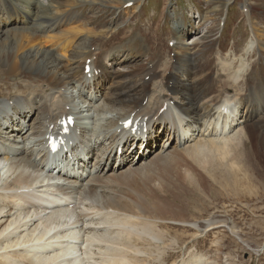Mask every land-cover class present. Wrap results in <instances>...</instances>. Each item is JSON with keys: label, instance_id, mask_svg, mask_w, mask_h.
<instances>
[{"label": "bare ground", "instance_id": "obj_1", "mask_svg": "<svg viewBox=\"0 0 264 264\" xmlns=\"http://www.w3.org/2000/svg\"><path fill=\"white\" fill-rule=\"evenodd\" d=\"M11 1L12 8L9 0H4L9 13L4 24L0 23V40L4 37L7 44L17 43V46L13 47L15 53L18 49V53L9 57L4 69L2 63L6 56L0 53V68L6 73L5 76L1 75L0 82L10 84L15 80L10 76L14 75L19 76L20 80L26 79L23 81L25 91L14 83L16 91H8L6 101H0V117L14 113L13 116L9 115L10 120L4 125L6 128L3 134H0V148L13 154L0 158V264H176V261L172 260L176 253L169 250L181 247L180 242L185 243L182 238L184 233L176 231L173 234L170 231L171 225L164 222H190L183 216L185 208L188 207L187 200H182L183 195L211 189V182L208 180L216 183L226 174L233 185L237 186L243 179L247 180V169L252 172L253 163L257 164L250 160L248 146L255 136L257 126L261 125L260 120L264 119V110L258 111L259 113L255 110L257 108L251 98V90L255 86L252 82L249 84L246 79L249 70L254 72V68L251 69L248 59L241 58V64L236 71L220 63L213 73L208 72L205 76L204 71L198 70L199 68L187 67L175 59L170 62L169 69L161 74L151 62L146 74L151 81L142 83L141 91L138 84L130 80L120 89L113 90L112 94L108 88L109 99L106 98L108 95L106 99H101L90 94L99 84L92 90L88 87L95 85V80L106 82L108 78L113 79L117 73L112 74L114 72L108 70L110 60L99 58L97 52L100 50L81 39L89 33L86 24L81 25L79 32H74L69 27V24L79 22L80 14L76 9L82 5V0H66L62 4L63 10H57V6L61 5L53 2L54 0L48 5L45 0ZM122 1L109 2L118 5L133 2L138 7L143 3L142 0ZM18 2L26 4V9L32 5V15L50 24L47 29H36L39 32L52 30L49 39L54 38L56 42H53L47 56L41 54V38L32 27L1 30V26L8 25V21H15V17L23 16L28 19L29 14ZM16 4L24 11L17 13ZM13 12H16L17 16ZM145 35L147 38L151 37L149 34ZM254 35L259 43L258 48L264 51L263 30L256 28ZM115 50L117 49L103 51V54L107 55ZM187 51L188 60L195 61L196 51L189 48ZM150 59L154 61V56ZM37 60L41 62L43 69L35 68L34 63ZM88 61H91L93 82L84 73ZM122 61L118 64L124 68ZM103 70L112 73L105 76ZM98 71L100 74L97 77L95 73ZM214 73L222 77L217 89L213 90L219 96L209 97L208 94L204 95L202 87L204 84L216 82ZM125 77H120V81L125 80ZM182 77L192 82L183 84L180 81ZM76 80H80L82 85L76 91L79 100L75 101L73 90L77 88ZM248 86L249 92H245ZM86 88L90 91H86ZM98 89L101 91V86ZM141 99H148V104L144 106ZM10 102H13L12 106ZM137 102H141V105ZM165 107L166 111L161 114ZM173 110L179 111L178 119L172 117ZM79 114H87L89 117L88 125L78 123L77 128L82 129L84 126L82 137L90 148L98 146L97 152H101L99 148H105L106 143L111 142L112 148L105 153L106 160L103 162L97 156L98 163H91L89 170L88 167L85 168V164L77 165L74 177H57L53 172L45 173L44 167L54 162V158L47 161L42 148L45 133L52 127L55 129L58 120L63 116L74 115L79 119ZM258 115L261 117L258 118ZM132 116L134 122L139 119L140 122L146 121L150 131L159 126L164 127L165 142L160 151L157 149L153 153L154 156L149 157L145 163L135 164L132 160L126 168L127 163L111 167L109 163L114 146L126 142L127 138L131 137L121 131L119 123ZM175 122L180 123L178 129ZM170 123L172 130L169 131ZM127 144L124 148L126 153L130 148V143ZM174 144L182 148L178 149ZM171 148L175 149L174 152ZM26 152H29V155L25 156ZM237 152L242 154L241 158L237 157ZM184 155L190 156L200 166L201 171L214 177H207L205 174V177L203 174L195 176L189 170H184V174L176 179L164 177L161 173V163L167 159L182 158ZM73 167L71 165L62 171L73 173ZM221 167H229L235 173L223 172ZM93 169L98 171L92 175L90 172ZM135 174L139 176L136 191L130 196L121 195L114 182ZM78 175L80 178L76 177ZM226 185L229 186V183ZM172 189L174 190L171 193ZM176 195L182 196L181 200H178ZM75 200L78 202L75 208L77 211L69 207ZM31 201L40 206L34 204L33 208L29 209L27 202ZM178 202L183 203L185 208L180 207ZM41 203H58L60 206L55 211L43 210ZM83 216L87 219L78 224L88 229L86 234L93 231L97 234L89 237L95 242L94 247L87 248L86 244L82 245V248H87L84 254L74 244L66 242L78 233H71V230L66 229L76 225V218ZM55 218L59 221H54ZM34 220L40 222L36 224ZM52 222L55 224L49 228L48 225ZM217 223L210 222L209 231L219 228ZM189 237L193 240L196 234L191 233ZM218 241L219 237H216L212 244L217 245L219 250ZM182 253L180 250L178 256ZM205 257L196 252L191 254V259L188 257L190 260H183L182 264H208L209 259ZM171 260L173 262L170 263ZM210 264L217 263L214 260Z\"/></svg>", "mask_w": 264, "mask_h": 264}, {"label": "rangeland", "instance_id": "obj_2", "mask_svg": "<svg viewBox=\"0 0 264 264\" xmlns=\"http://www.w3.org/2000/svg\"><path fill=\"white\" fill-rule=\"evenodd\" d=\"M65 1L54 0L53 2L61 5L57 6V10H63L61 8H63L62 4ZM84 1L82 0V5L76 9L78 14H80L79 22L69 24V27L74 32H79L81 25L86 24L89 33H86L81 39L86 40L87 44L89 43L100 50L97 54L101 60H110L108 70L114 73L103 70L105 76L117 73L113 79L108 78L106 80L108 82L107 85L104 84L101 93L98 94L99 97L101 96L100 98L104 99L108 95L106 98L109 99L108 88L112 94L113 90L120 89L126 81L129 82L130 80L134 84L137 83L141 91L142 83L151 81L150 77L146 75L150 69L151 62L157 66V70L161 74L166 72L169 69L170 62L176 59L180 64H185L187 67L199 68L198 70L204 71L206 76L208 72L215 71L220 63L236 71L241 64V58H245L248 59L251 69L254 68V72L249 70L246 75L249 84L252 82L255 86L251 90L252 103L257 108L255 109L257 113L264 110V91H262V87L264 89V51L258 47L254 49L253 44H250L252 43L251 40L254 39V34L252 28L249 25H245L247 24L246 19L252 17L254 18L252 20L254 28L264 32V0H142V6L139 7L136 4L129 7L127 6L128 3L111 4L110 0ZM122 2L125 1L123 0ZM9 3L12 8V1L9 0ZM0 4H3L6 8L4 0H0ZM45 4H52V0H45ZM21 5L24 8L27 7L26 4ZM15 8L17 13L24 11L20 5L16 4ZM31 8L32 5L26 10L29 14L27 20L34 22L31 27L41 38V54L47 56L50 53L53 42H56V40L54 38L49 39L52 31L50 29L46 32L37 31L44 30L50 24H46L40 18L34 17L32 15L34 8L32 10ZM246 10H248L247 14H243L242 12ZM16 12H13L15 16H17ZM2 13H5V9L0 7V15ZM15 18L17 20V17ZM225 23L226 27L223 26ZM181 27L183 29H180ZM145 34H149L151 37L147 38ZM3 36L5 35L3 34ZM9 43L4 42V37L0 40V53L6 56L2 63V69L8 64L9 57L15 53V47L13 46H17V43ZM257 44L259 43L257 42ZM262 47L264 48V44H262ZM188 48L196 51L195 61L188 60ZM111 49H117L113 52L118 53L103 54V51L108 52ZM118 49L124 51H118ZM55 50H57V47H55ZM16 53H18V49ZM152 56H154V61L150 59ZM121 60H123L121 65L124 68L118 64ZM34 65L38 70L43 69L41 62L38 60ZM5 74L0 68V78L1 75L5 76ZM223 74L226 75L225 73ZM122 76H126L125 80L120 81ZM10 77H13L16 81L14 80L15 82L12 81L10 84L0 82V101L7 98L5 96L9 94L8 91L14 89V83L25 91V83L23 81L26 78L20 80V77L16 75ZM213 78L217 79L216 82H211L209 85L204 84L202 91H204L206 96L208 94L209 97H218L219 94L213 90L217 89L219 80L222 77L214 73ZM30 81L33 83L31 79ZM180 81L183 84L192 82L183 77L180 78ZM76 82L79 84L80 80H76ZM33 85L35 84L33 83ZM150 85H152V82ZM245 86H243V89ZM249 89L250 86L246 88L245 92H249ZM86 91H88V88H86ZM222 92L225 93L224 91ZM77 100L79 99L77 98ZM142 102L144 106L148 104L146 99ZM137 104L141 105V102H137ZM257 117L261 116L258 115ZM260 123L261 125L257 126L255 136L251 139L248 146L250 160L257 162V164L253 163L252 172L247 169L249 174L247 180L243 179L241 184L237 186L233 185L227 174L221 176L218 179L219 182L217 181L216 183L208 180L211 182V189L207 188L195 194L186 193L183 195L182 200H187V209L182 206L183 203L178 202L181 204L180 207L185 208L183 216L185 220L190 221L189 223L164 222L171 225L172 229L170 231L173 234L176 231L184 233L182 238L185 243L180 242L179 245L181 247L172 251L169 250V252L176 253L172 258V260L176 261V264H182V261L189 256L191 259V254L196 252L206 256L209 259L208 264L214 260L217 264H264V119H261ZM170 130H172V127L169 128ZM163 135L161 133L158 144L165 142V135L164 137ZM162 144L158 150L162 148ZM181 148V146H178V149ZM174 150L172 149V152ZM26 155H29V152H26ZM236 155L238 158L242 157L239 152ZM129 164L130 162L125 165V168ZM246 167L248 166L246 165ZM220 169L223 172H233L229 167H221ZM184 170H189L195 176L199 174L204 176L205 174V176L214 177L208 172L201 171L200 166L190 156L184 155L179 159H167L161 163V173L167 178L175 177L174 179H176L181 177L184 174ZM138 178L139 176L135 174L132 177L115 181V188L121 195L130 196L132 192L136 191ZM227 183H229V186L226 185ZM173 190H171V193ZM189 195L190 197H188ZM176 198L181 200L182 196L176 195ZM185 212L188 213L186 214ZM210 222H220V224L217 223L219 228L209 231ZM191 233L196 234L193 240L189 239ZM198 233L199 235H197ZM216 237H219V243H217L219 250L217 245L212 244ZM180 250L183 253L178 256ZM190 259L188 258L187 261ZM172 260L170 263L173 262Z\"/></svg>", "mask_w": 264, "mask_h": 264}]
</instances>
